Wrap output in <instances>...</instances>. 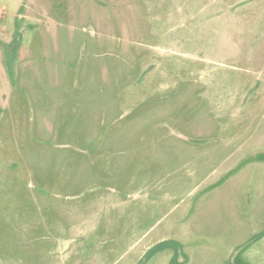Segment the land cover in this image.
I'll return each mask as SVG.
<instances>
[{
    "label": "rangeland",
    "instance_id": "374dc122",
    "mask_svg": "<svg viewBox=\"0 0 264 264\" xmlns=\"http://www.w3.org/2000/svg\"><path fill=\"white\" fill-rule=\"evenodd\" d=\"M177 244L264 264V0H0V264Z\"/></svg>",
    "mask_w": 264,
    "mask_h": 264
},
{
    "label": "trees",
    "instance_id": "16d2710c",
    "mask_svg": "<svg viewBox=\"0 0 264 264\" xmlns=\"http://www.w3.org/2000/svg\"><path fill=\"white\" fill-rule=\"evenodd\" d=\"M176 248H177V254L174 255L171 264H175V263L178 262V260H179L178 253H181V252L183 253V250H182L183 248H182V246H181L180 244H177V245H176ZM157 251H158V248H154V249H152V250L148 253V255H147L146 257H149V256H151V255L156 254ZM231 264H248V263H243V262H241L239 259H237L236 263H231Z\"/></svg>",
    "mask_w": 264,
    "mask_h": 264
}]
</instances>
